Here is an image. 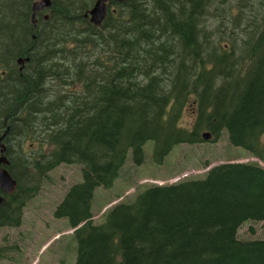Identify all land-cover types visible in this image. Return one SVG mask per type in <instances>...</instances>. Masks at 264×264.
<instances>
[{"label":"trees","instance_id":"trees-1","mask_svg":"<svg viewBox=\"0 0 264 264\" xmlns=\"http://www.w3.org/2000/svg\"><path fill=\"white\" fill-rule=\"evenodd\" d=\"M34 1L0 0V138L16 182L0 228L21 225L48 172L79 166L52 213L74 230V264H264V240L237 236L264 221L256 162L151 184L93 220L95 191L113 187L129 154L141 165L149 141L156 164L205 133L264 163V0L111 2L100 27L84 17L96 0H50L35 28Z\"/></svg>","mask_w":264,"mask_h":264},{"label":"rangeland","instance_id":"rangeland-1","mask_svg":"<svg viewBox=\"0 0 264 264\" xmlns=\"http://www.w3.org/2000/svg\"><path fill=\"white\" fill-rule=\"evenodd\" d=\"M110 9L115 7L111 6ZM193 121V113L185 110L180 124L189 127ZM208 141L175 146L162 164H156L153 160L151 141L144 145L145 158L141 165L131 163L129 154L113 187L95 191L93 220L99 222L107 208L121 200L131 199L143 187L202 176L210 167L228 160L256 162L264 168V163L258 158L252 157L242 148L230 146L225 135L216 142ZM22 147L25 151L37 150L38 143L27 139ZM43 149L48 150V147L44 145ZM205 162L210 166L206 168ZM80 179L79 166L60 165L47 173L38 192L22 210L21 225L17 228H0V264H74L72 230L65 219H54L52 213L69 186ZM117 194L120 197L116 198ZM237 236L243 240H264V221L244 223L238 229Z\"/></svg>","mask_w":264,"mask_h":264},{"label":"water","instance_id":"water-1","mask_svg":"<svg viewBox=\"0 0 264 264\" xmlns=\"http://www.w3.org/2000/svg\"><path fill=\"white\" fill-rule=\"evenodd\" d=\"M128 0H96L92 6V8L84 14L85 18H88L90 24L95 27H100L102 22L104 21L107 10L111 7V2L122 3ZM50 0H35L31 5V24L35 28L36 25V14L42 12L50 7ZM47 16H44L46 19ZM28 59H19L18 64L20 66L23 65V62H27ZM202 139L204 141H208L210 139V135L205 133L202 135ZM5 147L0 150V191L6 194H13L16 187V182L9 175L5 166L8 164L7 158L3 155ZM4 199L0 196V206L3 204ZM74 230H72L73 232Z\"/></svg>","mask_w":264,"mask_h":264},{"label":"flooded vegetation","instance_id":"flooded-vegetation-1","mask_svg":"<svg viewBox=\"0 0 264 264\" xmlns=\"http://www.w3.org/2000/svg\"><path fill=\"white\" fill-rule=\"evenodd\" d=\"M3 142H2V138H0V150L3 148ZM3 155H4V153H3ZM6 195H8V194H6V193H4V192H2V191H0V196L1 197H3V199L5 198L4 196H6ZM10 195V194H9Z\"/></svg>","mask_w":264,"mask_h":264}]
</instances>
